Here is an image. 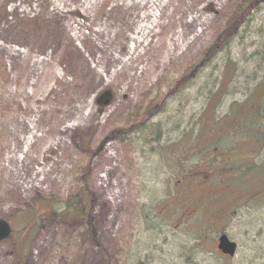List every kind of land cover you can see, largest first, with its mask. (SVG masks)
<instances>
[{
	"label": "rangeland",
	"instance_id": "1",
	"mask_svg": "<svg viewBox=\"0 0 264 264\" xmlns=\"http://www.w3.org/2000/svg\"><path fill=\"white\" fill-rule=\"evenodd\" d=\"M123 1L87 16L59 13L55 0H0V220L14 230L0 264H264V5L190 76L254 0H177L175 23L155 28L127 70L116 59L134 47L142 12ZM75 21L90 26L79 38ZM254 156L246 194L212 189L223 178L200 182L202 158L218 169ZM85 188L97 199L92 230L62 215ZM255 193L261 203L239 204ZM45 200L53 211L30 234L25 222ZM221 232L239 246L234 258L216 251Z\"/></svg>",
	"mask_w": 264,
	"mask_h": 264
},
{
	"label": "bare ground",
	"instance_id": "2",
	"mask_svg": "<svg viewBox=\"0 0 264 264\" xmlns=\"http://www.w3.org/2000/svg\"><path fill=\"white\" fill-rule=\"evenodd\" d=\"M106 1L107 0H79L78 4L72 7L64 0H55V10L59 13L67 14L82 12L88 16L89 12L91 11L100 12ZM176 1L177 0H124L122 2V8L128 10H138L142 12V15L140 16V24L133 36L130 37L134 47L129 49L126 58L116 59L117 62H120L123 65L125 70L132 67L133 64L141 58V54L138 52L137 47L145 42L146 38L149 36V34L153 33L155 28L164 27L169 29L175 23L174 13L176 10ZM168 7H171V12L169 15V20L164 23L162 21ZM76 22L77 21H75V23ZM147 24H151L152 27L147 26ZM69 26L71 27L72 25L69 24ZM89 27L90 26L86 23L77 22V27L75 26V29L73 30L75 37L79 38L83 29ZM174 45L182 48L180 36L174 40Z\"/></svg>",
	"mask_w": 264,
	"mask_h": 264
},
{
	"label": "trees",
	"instance_id": "3",
	"mask_svg": "<svg viewBox=\"0 0 264 264\" xmlns=\"http://www.w3.org/2000/svg\"><path fill=\"white\" fill-rule=\"evenodd\" d=\"M261 4L264 5V0H254L248 5H246L243 9H241V12L237 14V17L233 20L231 25L228 26V28L218 37L215 44H213L211 47L207 49L206 53L204 54L203 58L200 61V65L197 66V68H194V71L190 73V76H192V74L195 73V71L198 70L199 67H202L204 63H207L210 60V58H214L215 56H217L219 52H222L223 50H225V48L228 47V45L234 40L237 34L236 33L237 28L243 23L242 21L246 19L245 17H248L250 12L258 9L261 6ZM257 90H259L260 92L257 93L255 96H262L263 95L262 93H264V83L263 85L257 87L255 93ZM249 103L252 102H248L246 105H243L242 108H238L237 110L232 112V114L235 112H239L243 108H246ZM256 103L261 104L258 108L257 115L259 116L260 119H262L264 117V113H261L262 99H260L259 102H257L256 100ZM202 159H203L202 162L207 161L206 157ZM199 168L201 169V167ZM204 170L206 171V168H204ZM96 201L97 199L95 195L92 192H90L87 188H85L82 190V194H81L82 205L79 207L78 201L72 202V204L70 203L71 205L67 204L66 208L62 212V215L71 216V217H81V219L84 222H86L88 228L92 230L94 229V219H95L94 208L96 206ZM46 204H47L46 200L44 201V203H41L40 201L34 202L33 209H31L32 211L29 213V218L25 222V226H24L26 229L27 228L30 229V234L34 232V229H36V225L39 227V218L44 214L51 213L53 211V208H49V207L47 211L45 212L42 211V209L46 208ZM13 234H14V230H13ZM17 253H19V251H17Z\"/></svg>",
	"mask_w": 264,
	"mask_h": 264
},
{
	"label": "flooded vegetation",
	"instance_id": "4",
	"mask_svg": "<svg viewBox=\"0 0 264 264\" xmlns=\"http://www.w3.org/2000/svg\"><path fill=\"white\" fill-rule=\"evenodd\" d=\"M256 157H261V156H254L253 161L248 160V159L239 160V161H233V160L227 161L226 160L225 164H223V163L218 164L220 166L218 169L215 168L216 163H214V161H212L209 157H207V161H209L208 168L206 169L205 172L202 173V174H204V183H206L207 187H211L210 183H211L213 178H219V179L223 178V179H225V181L220 180L221 184L224 183L227 185V186L226 185L222 186L223 188H225V189L228 188L230 191L239 192L240 194H246L245 193L246 190L242 189L243 179L241 178V176H243V175H248V176H252V177L256 176V174H257L256 168L260 167V166L254 165L255 164L254 161L257 159ZM218 162H219V160L217 161V163ZM249 166H253V168H252L254 170L253 172H251L252 169H249ZM236 176H237V179L235 178ZM231 181H234V183H235L234 186L233 185L231 186L229 184V182H231ZM186 186H188V185H186ZM219 187H221V186H212V189L218 190ZM225 194H226V192H225ZM263 195H259L257 193L251 194L247 197L246 200H244L241 196L237 195L238 196L237 199L239 201V204L242 205L243 203H249V207H250V205L256 206L257 204L261 203V201H262L261 198ZM230 196L228 197L227 201H225L223 203V205L220 207L222 219H221V222H220L221 224L219 227H224L230 220V217L228 219L224 213V209H226L227 207H229L230 205L233 204V202L230 204L231 200H233V198L231 199ZM230 211L231 210H229V212ZM161 215L166 216V213L162 212ZM181 218H183V217H181ZM181 218L177 221L178 223L181 220ZM223 223H224V225L222 226ZM217 247H218V240L216 242V251L218 253H220L218 251ZM238 249H239V246H238ZM223 257L228 258L227 256H223Z\"/></svg>",
	"mask_w": 264,
	"mask_h": 264
},
{
	"label": "water",
	"instance_id": "5",
	"mask_svg": "<svg viewBox=\"0 0 264 264\" xmlns=\"http://www.w3.org/2000/svg\"><path fill=\"white\" fill-rule=\"evenodd\" d=\"M110 102H111V93L107 90L101 95L98 103H103L104 106H108ZM11 234H12V228L10 224L4 220H0V242L9 239ZM218 248L221 252H223V254L228 255L230 257H234L236 253V245L230 242L227 236H222L219 239Z\"/></svg>",
	"mask_w": 264,
	"mask_h": 264
}]
</instances>
